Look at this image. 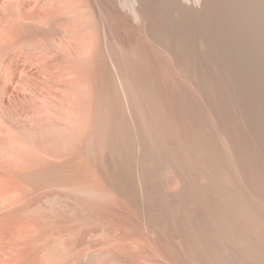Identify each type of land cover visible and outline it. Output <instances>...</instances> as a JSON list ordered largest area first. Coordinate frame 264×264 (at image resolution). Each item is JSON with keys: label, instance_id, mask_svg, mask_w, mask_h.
<instances>
[{"label": "bare ground", "instance_id": "6f19581e", "mask_svg": "<svg viewBox=\"0 0 264 264\" xmlns=\"http://www.w3.org/2000/svg\"><path fill=\"white\" fill-rule=\"evenodd\" d=\"M0 264H264V0H0Z\"/></svg>", "mask_w": 264, "mask_h": 264}]
</instances>
